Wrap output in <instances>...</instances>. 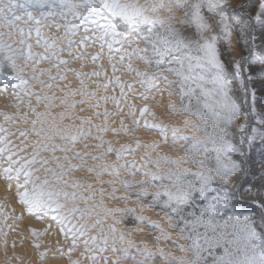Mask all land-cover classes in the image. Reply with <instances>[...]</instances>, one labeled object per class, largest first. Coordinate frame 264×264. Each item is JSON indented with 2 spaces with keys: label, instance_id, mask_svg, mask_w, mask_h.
Wrapping results in <instances>:
<instances>
[{
  "label": "snow or ice",
  "instance_id": "obj_1",
  "mask_svg": "<svg viewBox=\"0 0 264 264\" xmlns=\"http://www.w3.org/2000/svg\"><path fill=\"white\" fill-rule=\"evenodd\" d=\"M225 5L226 0H145L144 3L140 0H0V94L11 90L13 96L30 109L35 119L28 123L32 135L38 138L31 154L25 157L22 153L28 148L21 147L17 151L11 147L7 129L0 128L4 133L0 136V161L3 162L0 163V179L15 184L16 201L28 215L39 218L54 213L51 219L60 226L61 234L71 241L72 250L82 246L81 260L88 264H264V216L258 228L250 215L237 209L226 188L230 179L241 170L234 157L245 156L246 149L251 152L253 145L259 144L264 160V130H261L264 129V116H259L253 106L250 116L259 128L249 129L242 125L238 129L239 138H229L228 129L240 118L242 111L247 110L246 98L250 93L255 102V93L244 85L239 61L233 67L241 85L236 91L243 93L244 104L232 95V81L225 75V65L217 48L218 40L232 36ZM205 12L213 17L221 36L212 34V25L205 18ZM253 20L264 23V0H260L258 10L245 21V27ZM22 24L33 27L20 26ZM42 26L55 32L63 29L64 35L59 41L63 47H59L54 38L45 39ZM245 27L239 29L242 39ZM181 29L194 32L195 39L185 36ZM125 31H130L131 35L124 34ZM81 33L77 42L74 38ZM206 33L209 34L207 37ZM33 36L43 54L33 53V45L29 43ZM97 42L101 51L107 48L113 78L94 87L107 92L114 85L112 95L99 99L96 92H88L79 72H60L71 63L60 59L61 56L75 55L77 61H82L86 58V46ZM225 43H230V39ZM255 44L253 38L245 45L252 55ZM90 59L93 66L99 68L97 61L101 56L92 55ZM18 62L31 70L27 79L18 68ZM134 62L151 71L134 68ZM117 63L125 67L128 74H135L143 90L138 99H154L155 93L176 99L177 103L170 100L168 107L172 113L184 117L183 127L147 121L143 127L156 131L163 144L170 141L174 151L179 148L182 151L180 158L158 155L154 159L152 153L161 147L158 142L147 145L137 142L134 147L114 148L111 141L104 139L110 131L107 125L113 113L106 108L103 112L97 111L101 105L111 103L117 113H123V102L128 106L126 115L132 119V130H140V120L135 118L136 109L127 100L134 85L121 83L116 75ZM42 64L52 67L41 69ZM5 68L10 70V75L3 74ZM53 70L57 75H51ZM68 75L79 82L78 91L71 90L72 86L65 82ZM103 76V71H97L87 78ZM44 77H47L46 81ZM251 79L249 77V81ZM56 84L64 85L55 90L59 94L58 100L47 95L41 97L39 92L32 91L38 85L42 91L52 92ZM125 87L128 93L124 91ZM117 89L119 99L115 95ZM77 96L81 99L77 100ZM33 98L37 105L44 103L46 108L57 106L64 111L59 114V119L50 113H38L36 108L25 103ZM14 107L19 109L20 104ZM78 108L80 113L91 111L95 118L102 116L103 126L93 123V116L76 114ZM139 115L155 118L147 107H142ZM4 119L19 117L5 115ZM120 124L122 134L127 136L128 126L123 120ZM188 131L192 134H185ZM28 134L22 131L19 136L26 140ZM111 134L116 136L118 133L112 131ZM89 140L95 144L90 145ZM78 145L82 146V151L77 150ZM90 147L98 154L88 152ZM141 148H146V152L139 157V163L135 159L122 162L128 161L130 156L134 158ZM109 156H114L115 163L104 162ZM89 161L98 167H85ZM182 164H190L196 171L182 168ZM77 172H86L96 179L109 177L107 199L123 203V210L105 204L103 186L97 200L93 183L69 179ZM122 174L131 179H121ZM117 185L124 190V195H116ZM131 196L135 199L130 201ZM128 203L139 205L141 213L159 209L167 218L165 223L177 236L169 235L159 224L144 216H137V209L128 208ZM0 216L4 213L0 212ZM129 218L139 226L136 235L145 227L160 234L153 237L154 251L143 241L134 243L132 231L125 232L116 227ZM161 238L181 253L190 254L191 258L177 260L166 254L159 246ZM178 240L186 242V247L177 243ZM77 241H82V245ZM34 247L39 248V245ZM68 254L70 256L72 252ZM45 255L41 253V259ZM70 264H80V261Z\"/></svg>",
  "mask_w": 264,
  "mask_h": 264
},
{
  "label": "rangeland",
  "instance_id": "obj_2",
  "mask_svg": "<svg viewBox=\"0 0 264 264\" xmlns=\"http://www.w3.org/2000/svg\"><path fill=\"white\" fill-rule=\"evenodd\" d=\"M141 1H144V0H141ZM259 3H260V0H226V5H225V9L224 10H225V14L229 17V24H230V26L232 28V36L230 38L223 37L222 39L218 40L217 48H218V51L220 53V59H221V62L225 65V75H226V77L229 80L232 81V87H233V90H234L232 95L234 96V98H236L238 100V102L240 104H244L245 103V97H244L243 93L236 91V89L241 86L239 81L236 79L235 72H234L233 65H234V63L236 61H239L241 63V79L243 80L244 85H246L251 90V92L255 93V102L253 103V99H252V96H251V93H250L248 95V97L246 98L247 99V110L242 111L240 118L238 120L234 121L233 125L228 129L229 138L235 137L236 139H238L239 136L241 135L238 132V129L242 125H246L247 128H249V129L251 127L259 128V126L254 123V119L250 116V109L253 106L255 107V109L257 111V114L259 116H264V59H262V57H264V23H261L260 21L253 20V21H251L250 25L245 27V21L248 20L249 16L252 13H254V12H256L258 10ZM204 15H205V18L212 25V34H215L217 36H221L220 30H219V26L215 23L213 17H211L207 12H205ZM178 19H179V14H178L177 20ZM20 26H23V27H26V28L33 27V25H31V24L30 25H23L22 24ZM241 27H245V36H244L243 39L239 35V29ZM121 29H120L121 31L124 30L123 28H121ZM46 31L48 33H44ZM53 31L54 30L51 29V28L42 26V32L44 33L43 34L44 38L45 39L54 38V39L58 40L57 41L58 42V46L59 47H63L62 44H59V39L63 38V35H64L63 34V29H61V31H60L61 33L56 32L54 34ZM181 31H182V33L185 36H188V37H191L192 39H195L194 32L189 31L187 29H181ZM127 33L129 35L131 34L130 31H125L124 32V34L128 35ZM58 34H61V37H60V35L58 36ZM80 35H78V36H76L74 38L77 42L81 39L83 33H81ZM208 35H209L208 33L205 34L206 37ZM53 36H58V38L57 37L55 38ZM253 38H255V41H256L255 47L251 49V51L255 53L254 55L250 54V50H249L248 47H245V45L248 43V41L252 40ZM5 39H6V37H5ZM229 39H230V43H225V41L229 40ZM35 40L36 39L33 36V39L31 41H29V43L33 42V43H31L33 45V47H32L33 53H41V54H43V49L36 46V41ZM97 44H98V42H97ZM97 44H90L89 46L87 45L88 47L86 46V52L87 53L86 52L84 53L86 58L83 59V61H77L75 59V55L72 56V57H68L66 55L65 56H61L62 59L69 60V61H71V63L69 64L67 69L61 68L60 72L64 73L65 71H67V72L71 73V71H73V70H75L77 72H80V74L82 75L81 77L83 78V80H85L84 84L87 86L88 92L91 91V90H89V87H90L92 89L91 92H96L97 99H99L100 96L103 95V93H104L103 96L112 95L113 94L112 88L114 87V85L109 88V90L106 92L107 94H105V92H104V90L102 88H99V89L98 88H94L95 84H103L104 82H106L108 80H111L113 78L112 68L109 65L108 58H107V56L109 55V53L107 51V48H105L103 51H101V49L98 47ZM91 45H93V49H92V47H90ZM14 46L15 47H19V45H14ZM89 48H91V51H90ZM94 49H95V51H94ZM96 49H98L97 53H95ZM95 54L96 55L99 54L101 56V59L99 61H97V63L99 64V68L93 66V61L89 59L92 55H95ZM61 57H60V59H61ZM115 60H116V57L114 56V62H115ZM78 63H82V65L80 66V64H78ZM125 63H127V61H125ZM77 64H78L79 68L76 66ZM116 66H117V69H118V71L116 72V75L119 76V75L122 74L121 76H119L120 80H121V83H123V84H133V85L135 84L134 87L136 89L133 88V92L134 93L132 92V93H129V95H127V100L132 104L131 106L133 107V105L136 102H133L134 103L133 104L132 101L133 100L134 101H139V99H137V96L139 95L138 92H142L143 90L141 89L139 83L136 81L134 73L131 74V75L128 74L127 71H126V68L122 67L119 63H117ZM132 66L134 68H137V69L141 70V71H149V72L151 71L150 69H146L143 64L138 63V62H134ZM51 67L52 66L49 65V64H42L41 65V69H47V68H51ZM74 67H77V68H74ZM90 67H92L93 69L91 68V70H90L89 69ZM18 68L25 73V79H27L28 76H30L32 74L31 70L29 68H24V65H23L22 62H18ZM87 68H88V70H87ZM80 69H82V70H80ZM83 70H85L86 72H84ZM82 71H83V73H81ZM97 71H103L105 73V76L99 77V78H95L94 77V79H91L92 81L90 80V82H89V79H87L86 75L87 74L90 75V74H92L94 72H97ZM123 73H125V74H123ZM3 74L5 76H7V75H10L11 72H10L9 69L5 68L3 70ZM51 75H57V72L55 70H53L51 72ZM68 77H69V79H68ZM249 77H252V79L250 81H249ZM43 79L46 81L47 77H44ZM66 79L70 80V82L67 81V80H65V81H66L67 84H70L72 86L71 90L78 91L80 89V86L79 87L77 86V87L73 88V86H75V85H80L75 77H73V79H74L73 80L72 79V75L71 76L68 75L66 77ZM87 80H88L89 83L87 82ZM123 80H124V82H122ZM29 83H34V82L33 81H29ZM88 84H90V85L88 86ZM56 87L62 88V87H64V85H61V84L60 85L57 84L56 86L54 85L52 92H44L37 85V86L33 87L32 91L33 92H39L41 94V97H43V95L45 96V95H47L49 93L48 96L51 95L52 97H54V95H55V96H57V98L55 97L53 99H58V95L59 94H55L56 93V91H55ZM124 91L126 93H128L127 87H125ZM164 91H166V90H164ZM8 92L9 93H7L3 97L5 99V101H6L7 106H5L4 109L0 108V128L7 129V136H8V139H9L8 141H10L9 144H10L11 147H13L17 151H19V149L21 148V144H22V145H24L23 147L30 149L29 150L30 152L27 151V153L24 152L22 154L23 156L27 157V156H29L31 154V149H32V146H33L32 143H34V141L35 142L38 141V138H36L34 135L32 136V129H31L30 125H27V127H28L27 128L25 126V124H28L27 122L29 120L35 119V117L32 116L30 109H24L25 108V107H23L24 105L13 96L11 90H9ZM130 94H132V96ZM115 95H116L117 99L120 98L119 89L116 90ZM154 95H156L155 97L157 98V100H156V98H154V99L150 98V100H142V101L140 100L139 101V105H138V103H136V105H134V108L137 107L136 108V113L138 114V116L136 115L135 118L137 119L139 117V119L141 120L140 123L142 124V125L140 124L141 126L139 125V129L140 130H138V131H133L132 130V119L129 118L126 115L127 110H128V106L126 104H124L123 102L121 103L122 108L123 109L125 108L124 110L126 111V112L124 111L125 112L124 114L123 113H117L116 108L113 107V105L111 103H109L107 105H101V107L99 109H97V111L103 112L105 110V108H106L108 112L113 113L112 117L111 116L109 117V123L107 125V127L110 129V131H109V133L107 135L104 136V139L108 140V141H111L112 142V146L114 148H119V147H122V146L134 147L137 142H139V143L141 142V144H143V145L151 144L153 142H158V143L161 144V147L159 149H157L155 152L152 153V156H153L154 159L158 155H165V156H169V157L178 159V158H180L182 156V151L179 148H177L174 151L172 146H171V142L170 141H169V144H167V145L163 144V142L160 140V136L159 135L157 136L158 133L156 131H154V130H145L144 127H143L145 121H149V123H153V124H160V122L162 121L163 122V123L161 122L162 124H167L168 126H180V123L183 122L184 117L180 116L179 114L172 113L170 108L168 107V103H169L170 100H171L172 103H177V101H176V99L174 97L162 96L160 93H155ZM79 98H81V97H79ZM79 98L77 96L76 99L79 100ZM31 101H29L28 104H31V105L34 104L31 107H35L38 110V113H42V114L44 113L45 114V113L49 112L50 115L51 114L53 115L55 113L56 115L54 114L53 116H56L57 119H59V117H58L59 114L61 112H63V110H64V109L61 110L57 106L52 107L50 109L46 108L44 106V103H42L43 105H41V108H39L40 106H38L35 103V101H33V102H31ZM1 102H3V100H0V104H1ZM161 102H163V103H161ZM92 103L94 104L95 102L93 101ZM16 104H20V109L21 110L17 109L16 107H14V105H16ZM177 106H179V105L177 104ZM84 107L88 108L89 106L88 105H84ZM140 107H147L149 109V111L151 110V112L154 113L155 118H153L152 116L150 117L148 115H147V117L146 116L143 117V119L140 118V115H139L140 109H141ZM157 107L160 110H158ZM138 108H140L139 109V113L137 112ZM10 109H11V112H10ZM23 109H24V111H23ZM40 109H42L44 111L42 112ZM48 110H51L52 113H51V111H48ZM20 111H23V113L20 112ZM26 111H28V112L30 111L29 113L27 112L28 113L27 115L31 114L30 118L25 117L24 113ZM53 111H55V112H53ZM86 112L80 113V109L79 108L76 110V114H79V115L81 114L82 117L93 116V113L91 111L88 112L90 115L88 113H86ZM57 114H58V116H57ZM5 115L11 116V117H18L19 116V119H15L16 120V124H15L14 123L15 122L14 119L6 121L4 119ZM115 115H116L117 121L115 120L116 119ZM126 116H127L128 119L126 118ZM246 116H247V119H246ZM94 118L95 117L93 116V123L100 124V125L103 126V117L102 116H101V119L99 117L98 120H97V118H95V119ZM113 118H114L115 121L112 120ZM155 119L157 121L154 122ZM120 120H123L124 124L128 126V135L127 136H124L122 134V128H121ZM156 122H158V123H156ZM193 122L195 123V121H193ZM65 123H70V122L66 121ZM8 124H12V125H17L18 124V125H21V126L23 125V128L25 126L26 128H24V130H25L24 132H26V130H27V132L29 133L27 138H30V137L31 138L24 140L25 138L22 137L23 138L22 139L21 136L20 137H16L15 131H12L13 130L11 128L12 126L8 125ZM4 125H6V126L4 127ZM38 127H39V124H38ZM181 127H183V126H181ZM261 130H264V129H261ZM9 131H10V133H9ZM112 131H116L118 134L116 136H113L111 134ZM148 133H149V135H148ZM150 134H153V136L150 135ZM185 134H192V133L190 131H188ZM248 134L250 135V132ZM2 135H4V133L0 132V136H2ZM155 136H156V138L158 140L156 138H154ZM12 137H14V138H12ZM141 137H142V139H141ZM143 138H146L147 140L144 141ZM10 139H12V140H10ZM33 139H35V140H33ZM19 140H22V141H19ZM17 141H18V143H17ZM117 141H119V143H117ZM88 143L90 145H92V144H95V141L89 140ZM12 144H14V145H12ZM25 144H26V146H25ZM260 147L261 146L259 144H254L253 145V149L251 150V152H249L246 149L245 156H243V157H234L236 162H238L240 164L241 170L237 173L236 176H234V177H232L230 179V182L226 186V188H227V190L230 193L231 192L236 193V196L238 198L236 201L241 203V204H243L244 208L246 210L249 209V206L257 207L259 205V207H257V208H259L262 211V214H263L262 216H264V160H262V158H261ZM77 150L78 151H82L83 150L82 146L78 145L77 146ZM88 152L92 153L93 155L98 154V153L95 152V150L93 148L88 149ZM145 152H146V148H141V149H139L136 152L134 158L130 157L128 161H122V162H125V163L126 162H131L133 159H135V161L137 163H139L140 162L139 161V157L142 154H144ZM45 158H47L46 155H45ZM104 162L107 163V164L115 163L114 156L106 157ZM0 163H3V162L0 161ZM74 163H75V161H74ZM89 166L98 167V165H91V161H89L88 164L85 165V167H89ZM181 167L182 168L183 167H187L189 169V171H196V169L194 167H192L190 164L189 165L182 164ZM69 179H77V180L84 179V180H88L89 182L93 183L94 186H95V189H96L95 195L97 197V200H99V198H100L99 197V189L101 188V186H103V188L105 190V198H104L105 199V204L108 207H110V208L111 207H119L122 210L125 207L124 204L121 203V202L109 201L107 199V194H108V191H110V189H109L106 181L108 179H110L109 177L105 176V177L96 179L94 177H90L86 172H77V173H74L72 176H70ZM121 179H131V178L126 177L125 175L122 174ZM138 179H139V177L136 178V180H138ZM5 182H6L7 185H11V186L15 187L14 183H9L8 181H5ZM133 182H135V181H133ZM117 187L119 189L118 185H117ZM82 191H85V190L82 189ZM132 191H136V190H132ZM124 194L125 193H124L123 189H119L117 191V193H116L117 196L124 195ZM134 199H135L134 196L129 197L130 201L134 200ZM16 205H17V207L19 205L18 208H19L20 211L22 210L20 212V217H19V215L16 214V212H14L11 209V207L7 206V204H1L0 205V212L3 213V209H4L5 216L9 215L7 217L10 218V219H7L6 222H5L4 218H6V217L5 216L4 217L0 216V218H1L0 219L1 220L0 224L2 223V225H0V230H2V231H0V238H1L0 239V246L2 245V248H0V252H1L0 254H2V255H0V264H24V263L25 264H51V263H53V264H58V263H60V264H70L71 261H80V262L82 261L81 264H83V262H84V264L88 263L86 260L83 261V260H81V258L77 257V254H78V256H80L81 252L83 251L82 246L77 248V249H75V250H72L71 241L68 240L64 235L61 234L60 226L57 224L56 221L51 219V216L54 213H49L46 216H41V217L37 218L35 216L28 215L26 210H25V208L23 206H21L19 203H16ZM8 207L10 208V210L7 209ZM81 207H82V205H81ZM127 207L128 208H136L137 209V211H136V215L137 216H141L142 215L148 221L155 222V223L159 224L160 227L163 228L165 230V232H167L169 235H172L173 237L177 236V233L175 231H171L169 229V226L165 223V220L167 218L160 210L154 209L152 211H146V212L141 213L139 211V207L140 206L137 205V204L128 203ZM236 207L242 214L250 215L252 217V219H253V222L259 228L260 217H259V215L257 213H254L252 211L245 212L244 210H241L240 207H238V206H236ZM5 210H9L10 212L6 211V213H5ZM13 215H16V216L14 217ZM24 215L27 218V221H26L27 223L25 222L26 224L22 222V216H24ZM48 218H50V220ZM30 219H32V220H30ZM116 219H119V217H116ZM3 220L5 222V225L3 223ZM12 221L14 222V225H17L16 226L17 228H15V226L12 224L13 223ZM28 222H29V224H28ZM109 223H111V220H109ZM33 224H36V225H33ZM40 224L43 225V226H41ZM8 225L10 227L9 229L7 227ZM26 225H27V227H26ZM30 225H33V226H30ZM46 225H47V227H46ZM1 226H3V227H1ZM4 226H6V227H4ZM11 226H13V227H11ZM39 226L42 227L41 228L42 230L46 227L44 229V231H46V233L43 231V234H42V230H38ZM31 227H32V230H31ZM105 227H107V226L105 225ZM116 227L118 229L122 228L123 230H125V232L132 231L134 233V235L131 237V239L133 240L134 243L139 244V243H141V241H143V242L147 243L149 245V247L153 251L155 250V244H154V241H153V237H155L157 235H160L158 232H154V231L150 232L145 227V228L140 229V233L141 234L136 235L135 232L139 228V226L136 225L135 222L131 218L124 219L122 221V223L120 225H117ZM6 228L8 229V231H7ZM11 228H13V230ZM15 229H17V230H15ZM24 229L28 230V232L26 231V233L28 235L26 233L22 234V233L25 232ZM10 230H12V231H10ZM34 231L37 233L39 240L37 239V235L36 236L32 235V233ZM48 231H50V232H48ZM53 232L56 233V234H53ZM57 232H59V233H57ZM44 233L47 234V235H45ZM8 234H9V237H8ZM23 235H24V237H23ZM52 236L53 237L57 236V237H55L56 240L53 239L55 243L52 242L53 240L50 241L52 239ZM59 236H60V238L58 239ZM4 237L6 238V242H5ZM50 237H51V239H49ZM7 238H10L11 241H13V242H11L10 239H9V243H8V239ZM20 239H22L21 241H27V242H25L26 245H25V243H22L20 241ZM29 239H30L29 242H31L30 243L31 245H29V242H28ZM42 239H44L45 241L42 240ZM57 239H58V241H57ZM32 240H34V241H32ZM46 240H48V242L50 241L51 243H48ZM42 241H44V242L42 243ZM56 241H57V243H56ZM161 241H162V238H161ZM4 243H6L5 245H8V244L10 245L11 244L10 245L11 247L8 245V247H7L8 249H7L4 246ZM77 243L82 245V241L80 243H79V241H77ZM177 243L184 244L185 247H186V242H184V241H179L178 240ZM37 244L39 245V248L34 247V245H37ZM50 244L52 246H50ZM55 245H56V248H55ZM159 246L164 249L166 254H169V255L175 257L177 260H179V259H190L191 258L190 254L186 255L185 253H181L179 251V249L173 248V246L170 243H164L162 241ZM12 247L13 248L15 247V248L13 249ZM4 248L7 251L9 250L8 252L11 253V257L8 258V256L10 255V253L7 254L8 252L7 253L4 252V254H6V255H3V251H4L3 249ZM16 248H19V249L16 250ZM170 248L172 249L171 252H169ZM1 249H2V251H1ZM22 249H23L24 253L22 252ZM57 249H60V251H58ZM69 251L72 252L70 257H69V254H68ZM12 253H14L13 254L14 256L12 255ZM41 253H45L46 254L43 259H41V257H40ZM106 255H108V254H106ZM26 258H28L29 260H27ZM64 258L66 260H63ZM112 258H114V257H112ZM10 259H11V261H10ZM67 259H69L68 263H67ZM24 260H25V262H24ZM28 261H30V263H28Z\"/></svg>",
  "mask_w": 264,
  "mask_h": 264
},
{
  "label": "bare ground",
  "instance_id": "obj_3",
  "mask_svg": "<svg viewBox=\"0 0 264 264\" xmlns=\"http://www.w3.org/2000/svg\"><path fill=\"white\" fill-rule=\"evenodd\" d=\"M140 1H141V0H140ZM144 2H145V0H144V1H141V3H144ZM28 25H30V24H28ZM44 33H48V32L46 31V32H44ZM44 33H43V34H44ZM53 33L55 34L56 32L53 31ZM53 33H52V34H53ZM59 33H61V32H59ZM54 34H53V35H54ZM127 34H128V33H127ZM59 35H60V37H61V34H58V36H59ZM128 35H129V34H128ZM130 35H131V34H130ZM58 36H53V37H55V38L57 37V38H58ZM80 36H81V35H80ZM60 39H62V38H60ZM60 39H59V41H60ZM35 41H36V40H35ZM35 41H34V42H35ZM57 41H58V40H57ZM31 43H33V42H31ZM97 45H98V44H97ZM88 46H89V45H88ZM88 46H87V47H88ZM90 47H92V49H93V45H91ZM141 47H143V46L141 45ZM89 49H90V51H91V48H89ZM97 50H98V49H96V52H95V53H97ZM87 51H88V50H87ZM90 51H89V52H90ZM94 51H95V49H94ZM92 52H93V51H92ZM86 53H87V52H86ZM98 53H99V52H98ZM100 53H101V52H100ZM89 55H90V54H89ZM95 55H96V54H95ZM107 58H108V56H107ZM61 59H62V57H61ZM89 59H90V58H89ZM90 60H91V59H90ZM82 61H83V60H82ZM78 64H80V66L82 65V63H78ZM78 64H77L76 66L79 68ZM70 66H71V65H70ZM72 67H73V66H72ZM77 67H74V68H77ZM91 68H92V67H90L89 69L91 70ZM70 69H71V68H70ZM92 69H93V68H92ZM80 70H82V69H80ZM87 70H88V68H87ZM83 71L86 72L85 70H83ZM83 71H82L81 73H83ZM121 71H122V70H121ZM88 72H89V71H88ZM123 72H124V71H123ZM79 73H80V72H79ZM91 73H92V72H91ZM86 74H87V73H86ZM86 74H85V75H86ZM119 74H120V73H119ZM123 74H125V73H123ZM80 75H81V74H80ZM87 75H88V74H87ZM87 75H86V76H87ZM121 75H122V74H121ZM121 75H119V76H121ZM70 76H71V75H70ZM81 76H82V75H81ZM73 77H74V76H72V79H73ZM122 77H123V76H122ZM81 78H82V77H81ZM123 78H124V77H123ZM127 78H128V77H127ZM68 79H69V77H68ZM82 79H83V78H82ZM84 79H85V78H84ZM87 79H88V78H87ZM93 79H94V78H93ZM125 79H126V78H125ZM66 80H67V79H66ZM73 80H74V79H73ZM73 80H72V81H73ZM128 80H129V79H128ZM67 81L70 82V80H67ZM84 81H85V80H84ZM91 81H92V80H91ZM65 82H66V81H65ZM69 82H68V83H69ZM87 82H88V80H87ZM89 82H90V80H89ZM89 82H88V83H89ZM122 82H124V80H123ZM127 82H128V81H127ZM85 83H86V82H85ZM129 83H130V82H129ZM90 84H91V83H90ZM90 84H88V86H89ZM56 85H57V84H56ZM56 85H55V86H56ZM58 85H60V84H58ZM134 85H135V84H134ZM137 85H138V84H137ZM77 86L79 87L80 85H75V86H73V88H74V87H77ZM91 87H92V86H91ZM56 88H58V87H56ZM94 88H95V87H94ZM71 89H72V88H71ZM134 89H136V88L134 87ZM77 90H78V89H77ZM89 90L92 91V89H91L90 87H89ZM110 90H111V89H110ZM140 90H141V89H140ZM91 91H90V92H91ZM141 91H142V90H141ZM101 92H102V91H101ZM104 92H105V91H104ZM110 92H111V91H110ZM8 93H9V92H8ZM133 93H134V92H133ZM138 93L140 94V93H142V92H138ZM138 93H137V94H138ZM48 94H49V93H48ZM48 94H47V96H48ZM55 94H57V93H55ZM105 94H107V93L105 92ZM5 95H6V94H0V100H3V102H1V104H0V106H1L0 108H2V109H4V107L7 106L6 101H5V99L3 98ZM42 95H43V94H42ZM103 95H104V93H103ZM103 95H102V96H103ZM128 95H129V94H128ZM130 95L132 96V94H130ZM157 95H158V94H157ZM43 96H44V95H43ZM49 96H51V95H49ZM58 96H59V95H58ZM99 96H100V95H99ZM135 96H136V95H135ZM155 96H156V95H155ZM159 96H160V95H159ZM55 97L57 98V96L54 95L53 98H55ZM79 97H80V96H78V98H79ZM100 97H101V96H100ZM76 98H77V97H76ZM155 98H156V97H155ZM33 99H34V100H32L31 102L35 101V98H33ZM79 99H81V98H79ZM135 99H136V98H135ZM137 99H138V98H137ZM9 100H10V99H9ZM57 100H58V99H57ZM77 100H78V99H77ZM140 100H141V99H139V101H140ZM148 100H150V99H148ZM156 100H157V98H156ZM139 101H134V100H133L132 103H133V102H136V103H138V105H139ZM141 101H142V100H141ZM149 102H150V101H149ZM165 102H166V101H165ZM25 103H29V101L26 100ZM136 103H135V104L133 103V104L136 105ZM140 103H141V102H140ZM145 103H146V102H145ZM147 103H148V102H147ZM161 103H163V102H161ZM164 104H165V103H164ZM23 105H24V104H23ZM30 105H31V104H30ZM33 105H34V104H33ZM33 105H31V106H33ZM41 105H43V104L41 103V104L38 105V106H40L39 108H41ZM131 105H132V104H131ZM134 105H133V107H134ZM138 105H137V106H138ZM162 105H163V104H162ZM36 106H37V105H36ZM159 106H160V105H159ZM23 107H24V106H23ZM42 107H43V106H42ZM53 107H55V106H53ZM113 107H114V106H113ZM121 107H122V106H121ZM147 107H148V106H147ZM34 108H35V107H34ZM39 108H38V109H39ZM136 108H137V107H136ZM136 108H135V109H136ZM140 108H142V107H140ZM140 108L137 109V112H138V113H139V109H140ZM160 108H161V107H160ZM2 109H1V110H2ZM15 109H16V108H15ZM19 109H20V108H19ZM24 109H26V108H24ZM24 109H23V111H24ZM43 109H44V108H43ZM57 109H58V108H57ZM57 109H56V110H57ZM60 109L62 110V108H60ZM114 109H115V108H114ZM124 109H125V108H124ZM155 109H156V108H155ZM157 109H158V107H157ZM162 109H163V108H162ZM16 110H17V109H16ZM20 110H21V109H20ZM36 110H37V109H36ZM40 110H41L42 112L44 111V110H42V109H40ZM45 110H46V109H45ZM58 110H59V109H58ZM126 110H127V109H126ZM158 110H160V109H158ZM13 111H14V110H13ZM23 111H20V112L23 113ZM48 111H51V110H48ZM63 111H64V110H63ZM115 111H116V110H115ZM115 111H114V112H115ZM124 111H125V110H124ZM127 111H128V110H127ZM150 111H151V110H150ZM163 111H164V110H163ZM10 112H11V109H10ZM15 112H16V111H15ZM26 112H28V111H26ZM26 112H25V113H26ZM29 112H30V111H29ZM29 112H28V113H29ZM37 112H38V110H37ZM45 112H46V111H45ZM53 112H55V111H53ZM56 112H57V111H56ZM59 112H60V111H59ZM88 112H90V111H87L86 113H88ZM112 112H113V111H112ZM125 112H126V111H125ZM125 112H123V114H124ZM159 112H160V111H159ZM25 113H24V114H25ZM28 113H27V114H28ZM47 113H49V112H47ZM51 113H52V111H51ZM15 114H16V113H15ZM43 114H44V113H43ZM54 114H55V113H54ZM54 114H53V115H54ZM88 114H89V113H88ZM116 114H117V113H116ZM30 115H31V114H30ZM30 115H27V118H30ZM51 115H52V114H51ZM53 115H52V116H53ZM55 115H56V114H55ZM80 115H81V114H80ZM89 115H90V114H89ZM136 115L138 116L137 113H136ZM57 116H58V114H57ZM122 116H123V115H122ZM124 116H125V115H124ZM18 117H19V116H18ZM31 117H32V116H31ZM58 117H59V116H58ZM111 117H112V116H111ZM146 117H147V115H146ZM150 117H151V116H150ZM115 118H116V115H115ZM126 118H127V116H126ZM126 118H125V119H126ZM140 118H141V117H140ZM156 118H157V117H156ZM2 119H3V118H2ZM32 119H33V118H32ZM94 119H95V118H94ZM98 119H99V118H97V120H98ZM100 119H101V117H100ZM118 119H119V118H118ZM122 119H123V118H122ZM127 119H128V118H127ZM137 119H139V117H138ZM142 119H143V118H142ZM144 119H145V118H144ZM14 120H15V119H14ZM112 120H113V121H115V120L117 121V118H116L115 120H114V118H113ZM139 120H140V119H139ZM147 120H148V119H147ZM17 121H18V120H17ZM27 121H28V120H27ZM27 121H26V122H27ZM29 121H30V120H29ZM95 121H96V120H95ZM140 121H141V120H140ZM155 121H157V120L155 119L154 122H155ZM158 121H159V120H158ZM147 122L149 123V121H147ZM161 122H162V121H161ZM161 122H160V123H161ZM9 123H10V122H9ZM14 123L16 124V120H15ZM27 123H28V122H27ZM156 123H158V122H156ZM162 123H163V122H162ZM181 123L183 124V122H181ZM181 123H180V126H183ZM23 124H24V123H23ZM140 124H141V123H140ZM152 124H153V123H152ZM8 125H11V126H12V127H11V128L13 129L12 131H15V135H16V137H20V136H19V133L22 132V131L24 132V131H25L24 128H26L27 125H30V124H29V123H28V124H25L26 127L24 126V128H23V125L21 126V125H18V124H17V125L8 124ZM141 125H142V124H141ZM141 125H140V126H141ZM165 125H167V124H165ZM5 126H6V125H4V127H5ZM39 126H40V125H39ZM8 128H9V127H8ZM27 128H28V127H27ZM26 132H27V130H26ZM30 132H31V131H30ZM9 133H10V131H9ZM9 133H8V134H9ZM12 133H13V132H12ZM149 133H150V132H149ZM149 133H148V135H149ZM142 134H143V133H142ZM146 134H147V133H146ZM155 134H156V133H155ZM30 135H31V134H30ZM150 135L153 136V134H150ZM32 136H33V135H32ZM157 136H158V134H157ZM16 137H15V138H16ZM12 138H14V137H12ZM21 138H22V137H21ZM30 138H31V137H30ZM30 138H27V139H30ZM36 138H37V137H36ZM154 138H156V136H155ZM158 138H159V137H158ZM22 139H23V138H22ZM141 139H142V137H141ZM156 139H157V138H156ZM8 140H9V139H8ZM10 140H12V139H10ZM24 140H25V139H24ZM33 140H35V139H33ZM143 140L145 141V140H147V139H146V138H143ZM149 140H150V139H149ZM151 140H152V139H151ZM157 140H158V139H157ZM15 141H16V140H15ZM15 141H14V142H15ZM19 141H22V140H19ZM140 141H141V140H140ZM9 142H10V141H9ZM36 142H37V141H36ZM36 142L34 141V143H36ZM17 143H18V141H17ZM19 143H20V142H19ZM23 143H24V142H23ZM31 143H32V142H31ZM34 143H32V144H34ZM135 143H136V142H135ZM140 143H141V142H140ZM15 144H16V143H15ZM27 144H28V143H27ZM12 145H14V144H12ZM16 145H17V144H16ZM18 146H19V145H18ZM23 146H24V145L21 144V147H23ZM25 146H26V144H25ZM16 147H17V146H16ZM19 148H20V147H19ZM89 149H91V148H89ZM29 150H30V149H28V151H29ZM29 152H30V151H29ZM29 152H28V153H29ZM26 153H27V152H26ZM22 154H23V153H22ZM25 155H26V154H25ZM45 155H46V154H45ZM46 157H47V156H46ZM130 157H131V156H130ZM130 157H129V158H130ZM6 186H7V187H6ZM16 203H17V201H16V191H15V187H13V186H11V185H7L6 182H5V180L0 179V205H1V204H7V206L11 207V209H12L14 212H16V214L19 215V217H20V212H21L22 210H21V211L19 210V208H18L19 205H18V207H17ZM5 206H6V205H5ZM3 207H4V206H3ZM9 207H8L7 209L10 210ZM5 209H6V208H5ZM20 209H21V208H20ZM9 210H5V213H6V211H9ZM24 211H25V210H24ZM9 212H10V211H9ZM3 213H4V209H3ZM11 213H12V212H11ZM7 214H8V213H7ZM9 214H10V213H9ZM11 215H12V214H11ZM53 215H54V214H53ZM4 216H5V214H4ZM4 216H3V217H4ZM7 216H9V215H7ZM7 216H5V217H7ZM13 216L15 217L16 215H13ZM10 217H11V216H10ZM19 217H18V218H19ZM0 219H1V218H0ZM4 219H5V218H4ZM8 219H10V218H8ZM41 219H42V218H41ZM48 219L50 220V218H48ZM30 220H32V219H30ZM33 220H34V219H33ZM0 221H1V220H0ZM26 221H27L26 216H25V215L22 216V222L25 223ZM34 221H35V220H34ZM37 221H38V220H37ZM12 222H13V221H12ZM3 223H4V225H5L4 220H3ZM26 223H27V222H26ZM26 223H25V224H26ZM33 223H34V222H33ZM9 224H10V223H9ZM12 224L14 225V222H13ZM28 224H29V222H28ZM31 224H32V223H31ZM41 224H42V223H41ZM41 224H40V225H41ZM0 225H2V223H1ZM33 225H36V224H33ZM33 225H30V226H33ZM48 225H49V224H48ZM14 226H15V228H17V227H16L17 225H14ZM18 226H19V225H18ZM41 226H43V225H41ZM106 226H107V225H106ZM1 227H3V226H1ZM4 227H6V226H4ZM7 227H8V229L10 228L9 225H8ZM11 227H13V226H11ZM26 227H27V225H26ZM26 227H25V228H26ZM46 227H47V225H46ZM46 227H45V228H46ZM33 228H34V227H33ZM37 228H38V227H37ZM41 228H42V227L39 226V229H38V230H42ZM45 228H44V229H45ZM6 229H7V228H6ZM8 229H7V231H8ZM11 229L13 230V228H11ZM20 229H21V228H20ZM27 229H28V228H27ZM44 229L42 230V234H43ZM52 229H53V228H52ZM12 230H10V231H12ZM15 230H17V229H15ZM24 230H25V229H24ZM31 230H32V227H31ZM33 230H34V229H33ZM46 230H47V229H46ZM10 231H9V232H10ZM22 231H23V230H22ZM26 231L28 232V230H25V232L22 233V234H25ZM50 231H51V230H50ZM50 231H48V232H50ZM53 231H54V230H53ZM57 231H58V230H57ZM34 232H35V231H34ZM37 232H38V231H37ZM39 232H40V231H39ZM44 232L46 233V231H44ZM10 233H11V232H10ZM10 233H9V234H10ZM35 233H36V232H35ZM45 233H44V234H45ZM57 233H59V232H57ZM9 234H8V237H9ZM26 234H27V233H26ZM40 234H41V233H40ZM53 234H56V233L53 232ZM27 235H28V234H27ZM29 235H30V234H29ZM45 235H47V234H45ZM12 236H13V235H12ZM43 236H44V235H43ZM21 237H22V236H21ZM23 237H24V235H23ZM30 237H31V236H30ZM55 237H57V236H54V237L52 236V239H51V237H50V238H49V239H51L50 241H52L53 239L56 240ZM11 238H12V237H11ZM14 238H15V237H14ZM31 238H32V237H31ZM46 238H47V237H46ZM59 238H60V236L58 237V239H59ZM0 239H1V238H0ZM4 239H5V242H6V238H5V237H4ZM7 239H8V243H9V239H10V238H7ZM18 239H19V238H18ZM37 239H38V235H37ZM40 239H41V238H40ZM44 239H45V238H44ZM44 239H42V240H44ZM49 239H48V240H49ZM58 239H57V241H58ZM12 240H13V239H12ZM21 240H22V239H20V241H21ZM35 240H36V239H35ZM38 240H39V239H38ZM48 240H46V241L48 242ZM10 241H11V239H10ZM29 241H30V239L28 240V242H29ZM32 241H34V240H32ZM44 241H45V240H44ZM44 241H42V243H43ZM50 241H49L48 243H51ZM57 241H56V243H57ZM11 242H13V241H11ZM11 242H10V243H11ZM21 242H22V243H25V242H27V241H21ZM40 242H41V241H40ZM47 242H46V243H47ZM52 242H54V240H53ZM80 242H81V241H79V243H80ZM8 243H7V244H8ZM22 243H21V244H22ZM30 243H31V242H29V245H31ZM46 243H45V244H46ZM48 243H47V244H48ZM54 243H55V242H54ZM5 244H6V243H4V246L7 248L9 244H8V245H5ZM10 245H11V244H10ZM10 245H9V246H10ZM23 245H24V244H23ZM25 245H26V243H25ZM56 245H57V244H56ZM56 245H55V248H56ZM16 246H17V245H16ZM50 246H52V245L50 244ZM10 247H11V246H10ZM46 247H47V246H46ZM53 247H54V246H53ZM53 247H52V248H53ZM0 248H2V245L0 246ZM12 248H13V247H12ZM14 248H15V247H14ZM14 248H13V249H14ZM23 248H24V247H23ZM50 248H51V247H50ZM7 249H8V248H7ZM13 249H12V250H13ZM18 249H19V248H16V250H18ZM24 249H25V248H24ZM3 250H4V251H3V255H6V254H4V252L7 253V252L9 251V250L7 251L5 248H4ZM5 250H6V251H5ZM1 251H2V249H1ZM18 252H19V251H18ZM22 252H23V249H22ZM0 253H1V252H0ZM9 253H10V252H8L7 254H9ZM14 253H15V252H14ZM14 253H12V255H13ZM16 253H17V252H16ZM23 253H24V252H23ZM26 253H27V252H26ZM0 255H2V254H0ZM13 256H14V255H13ZM29 256H30V255H29ZM75 256H76V255H75ZM9 257H11V253H10V255L8 256V258H9ZM69 257H70V256H69ZM77 257H78V258H81V256H78V254H77ZM8 258H7V259H8ZM26 259L29 260L28 258H26ZM69 259H70V258H69ZM69 259H67V263H68ZM63 260H66V259L64 258ZM10 261H11V259H10ZM13 261H14V260H13ZM13 261H12V262H13ZM83 261H84V260H83ZM14 262H15V261H14ZM24 262H25V260H24ZM49 262H50V261H49ZM81 262H82V261H81ZM81 262H80V264H81ZM28 263H30V261H28ZM57 263H58V262H57ZM24 264H25V263H24ZM51 264H53V263H51ZM58 264H60V263H58ZM83 264H84V262H83ZM87 264H88V263H87Z\"/></svg>",
  "mask_w": 264,
  "mask_h": 264
},
{
  "label": "trees",
  "instance_id": "obj_4",
  "mask_svg": "<svg viewBox=\"0 0 264 264\" xmlns=\"http://www.w3.org/2000/svg\"><path fill=\"white\" fill-rule=\"evenodd\" d=\"M122 30V29H121ZM124 31V30H123ZM244 183V182H243ZM242 183V184H243ZM232 193V196H233V202L236 204V206H238V207H240V209L241 210H244L245 212H249V211H252V212H254V213H257L258 215H259V217H260V219H261V217H262V211L259 209V208H257V207H253V206H249V209L248 210H246L245 208H244V205L243 204H241V203H239V202H237L236 200L238 199L237 198V196H236V193H234V192H231ZM157 210H159V209H157Z\"/></svg>",
  "mask_w": 264,
  "mask_h": 264
}]
</instances>
